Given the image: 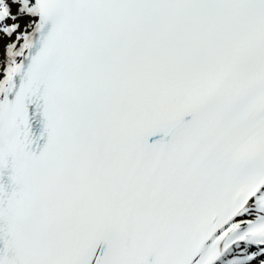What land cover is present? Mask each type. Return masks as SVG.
I'll return each instance as SVG.
<instances>
[{"label": "bare ground", "instance_id": "obj_1", "mask_svg": "<svg viewBox=\"0 0 264 264\" xmlns=\"http://www.w3.org/2000/svg\"><path fill=\"white\" fill-rule=\"evenodd\" d=\"M0 24L4 25L5 39L0 47V126L7 99L8 80L11 71L15 68L25 55L27 46L34 36L35 2L33 0H0ZM1 150V148H0ZM264 213V186L259 190L250 202L248 210L232 223L241 224L253 218V214ZM240 242H242L240 244ZM252 241L242 240L234 243L216 262L207 264H264L262 245ZM262 257L264 255L262 254ZM216 260V259H215Z\"/></svg>", "mask_w": 264, "mask_h": 264}, {"label": "rangeland", "instance_id": "obj_2", "mask_svg": "<svg viewBox=\"0 0 264 264\" xmlns=\"http://www.w3.org/2000/svg\"><path fill=\"white\" fill-rule=\"evenodd\" d=\"M4 25L0 24V47L2 46V42L5 39V34L3 32Z\"/></svg>", "mask_w": 264, "mask_h": 264}]
</instances>
